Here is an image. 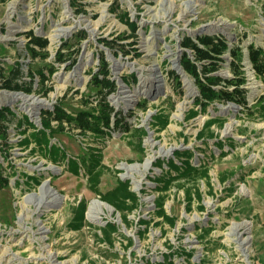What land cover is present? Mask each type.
Here are the masks:
<instances>
[{
    "label": "rangeland",
    "instance_id": "374dc122",
    "mask_svg": "<svg viewBox=\"0 0 264 264\" xmlns=\"http://www.w3.org/2000/svg\"><path fill=\"white\" fill-rule=\"evenodd\" d=\"M263 4L0 0V86L11 66L21 83L35 74L31 94L0 88V109L15 114L0 139V264H264V79L248 56L251 44L264 47ZM31 31L49 40L47 57L28 52ZM204 35L241 48L248 108L196 104L183 42ZM102 57L116 85L108 101L129 131L45 128L58 104L70 113L97 104L88 84ZM223 59L213 75L231 79L232 56Z\"/></svg>",
    "mask_w": 264,
    "mask_h": 264
},
{
    "label": "trees",
    "instance_id": "16d2710c",
    "mask_svg": "<svg viewBox=\"0 0 264 264\" xmlns=\"http://www.w3.org/2000/svg\"><path fill=\"white\" fill-rule=\"evenodd\" d=\"M122 20L131 27L134 32L136 31V23L129 19L126 14L123 15ZM26 35L29 39L27 50L32 58L37 59L40 57L42 59L47 57L48 53L46 50L49 46V40L35 35L33 31L26 33ZM183 47L187 50H191L194 56L193 59L188 53H184L182 66L184 70L196 80L198 85L200 96L197 98V105L204 108L207 104H213L219 101L234 103L248 108V89L244 87L246 84V77L244 76L242 68L241 60L243 53L240 47H231L225 38L210 35L198 36L196 40L186 37L183 42ZM227 52L232 56L230 68L233 78L231 79H223L220 76L213 75L214 72L218 71L221 62H224L223 56ZM248 56L256 76L264 79V47H257L251 44L248 47ZM57 60L62 63L67 62L63 54H59ZM101 62L102 66H100V70L91 75V80L88 84L91 90H96V94L98 95L97 104L95 106L90 105L87 109H79L71 113L58 104L53 111H46L43 113V124L45 128L50 129L52 133H62L66 129V126H69L71 129L79 130L83 134L90 133L98 138L110 135L115 126L120 127V129L122 127L126 132L129 131L130 128L124 123L125 118H122L120 115L121 113L117 112L108 101V97L115 93L116 85L114 81L111 80L110 71L104 57H102ZM200 62H206L207 64L203 65L201 68L198 65ZM70 64L74 66L76 60H71ZM9 69L11 75L2 78L4 83L0 88L10 91H23L27 94L34 92L35 74L31 75V82L25 84L19 82V79L23 77L20 67L14 68L11 66ZM53 70L54 68L50 69V75L53 73ZM39 76L40 83L44 88L47 77L43 70L39 71ZM173 76L175 77L174 73ZM132 81L136 82L135 76L132 77ZM223 82L226 84L225 88L216 87ZM44 92L47 93L49 91L45 90ZM90 96H88L86 104H88ZM146 102L147 100H144V102L140 104V107L146 108ZM14 116L15 114L10 107L0 109V139L6 143L8 142L7 124ZM25 119V123L31 127L33 124L29 122L28 117H25ZM53 122L57 123V131L52 130ZM187 166H189L190 171L194 170L195 172H199L198 169H194L191 165L187 164ZM0 183L6 186L7 181L6 179H1Z\"/></svg>",
    "mask_w": 264,
    "mask_h": 264
},
{
    "label": "bare ground",
    "instance_id": "6f19581e",
    "mask_svg": "<svg viewBox=\"0 0 264 264\" xmlns=\"http://www.w3.org/2000/svg\"><path fill=\"white\" fill-rule=\"evenodd\" d=\"M209 29H212L211 27H209V26H207V27H205V28H203V30H201L199 33H203L204 31H208ZM17 93L16 94H13V96H15V97H17ZM40 104H44V102L42 103V101H40L39 102ZM146 163V162H145ZM148 164V163H147ZM145 166H147L146 164H145ZM127 168V167H126ZM48 191H49V189H48ZM47 194L49 195V196H51L50 195V193H48L47 192ZM52 196H53V199H55V198H58V197H56V195L55 194H52ZM99 205V204H98ZM101 205V204H100ZM102 206V205H101ZM91 212V211H90ZM93 216V215H92Z\"/></svg>",
    "mask_w": 264,
    "mask_h": 264
},
{
    "label": "built area",
    "instance_id": "2783aa9c",
    "mask_svg": "<svg viewBox=\"0 0 264 264\" xmlns=\"http://www.w3.org/2000/svg\"><path fill=\"white\" fill-rule=\"evenodd\" d=\"M252 68H253V66H252Z\"/></svg>",
    "mask_w": 264,
    "mask_h": 264
}]
</instances>
